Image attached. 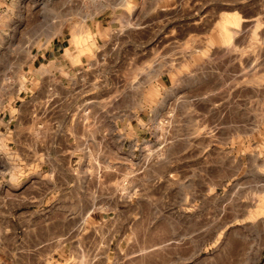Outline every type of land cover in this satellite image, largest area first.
I'll use <instances>...</instances> for the list:
<instances>
[{
    "label": "rangeland",
    "instance_id": "374dc122",
    "mask_svg": "<svg viewBox=\"0 0 264 264\" xmlns=\"http://www.w3.org/2000/svg\"><path fill=\"white\" fill-rule=\"evenodd\" d=\"M144 260L264 264V0H0V264Z\"/></svg>",
    "mask_w": 264,
    "mask_h": 264
},
{
    "label": "bare ground",
    "instance_id": "6f19581e",
    "mask_svg": "<svg viewBox=\"0 0 264 264\" xmlns=\"http://www.w3.org/2000/svg\"><path fill=\"white\" fill-rule=\"evenodd\" d=\"M126 1V0H125ZM127 4H129V2L127 3ZM231 24V23H230ZM82 26V25H81ZM80 27V26H79ZM82 28V27H81ZM84 29V28H83ZM79 30V29H78ZM83 31V30H82ZM77 32V31H76ZM79 32V31H78ZM83 33V32H82ZM227 33V32H226ZM79 34H81V32L79 33ZM83 34H85V32L83 33ZM86 35V34H85ZM139 220V219H138ZM144 220V219H143ZM142 220V221H143ZM163 222V221H162ZM138 224V223H137ZM136 224V225H137ZM160 224V223H159ZM164 226V225H163ZM139 228L140 227H138V230H139ZM149 228V227H148ZM142 229V228H141ZM162 229H163V227H162ZM142 231V230H141ZM150 231V230H149ZM162 233V232H161ZM144 234V233H143ZM157 234H159L158 233V231H157ZM164 233H162V235H163ZM147 236H149L148 234H147ZM152 236H153V234H152ZM156 236V235H155ZM146 237V236H145ZM144 237V238H145ZM153 238V237H152ZM157 238H158V236H157ZM159 239V238H158ZM162 239H164L163 237H162ZM162 239H159V240H157V239H155L156 241H152L151 243L150 242H148V244H143L142 246H141V248H139L140 250V252H138V253H155V252H158L160 249H162L163 248V246H165V245H167V243H168V241L169 240H162ZM169 239V238H168ZM149 241H150V238H149ZM167 242V243H166ZM136 254V253H135ZM140 257H142V256H140ZM139 258H137V260H138ZM144 259V258H143ZM149 259V258H148ZM137 260H134L135 262L137 261ZM140 260H142V258H140L137 262H140ZM147 260V259H146ZM146 260H144L145 262H143V261H141V262H143V264H146ZM132 261V260H131ZM152 261V260H151ZM154 261V260H153ZM148 262H150V261H148ZM147 262V263H148ZM131 263V262H130ZM135 264H137V263H135ZM152 264V263H151Z\"/></svg>",
    "mask_w": 264,
    "mask_h": 264
}]
</instances>
